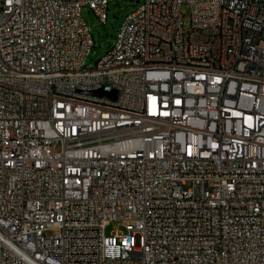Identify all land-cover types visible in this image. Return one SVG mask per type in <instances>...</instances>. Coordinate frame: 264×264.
Returning <instances> with one entry per match:
<instances>
[{
    "label": "built area",
    "instance_id": "2783aa9c",
    "mask_svg": "<svg viewBox=\"0 0 264 264\" xmlns=\"http://www.w3.org/2000/svg\"><path fill=\"white\" fill-rule=\"evenodd\" d=\"M108 1L0 0V264H264V0H136L87 67Z\"/></svg>",
    "mask_w": 264,
    "mask_h": 264
},
{
    "label": "rangeland",
    "instance_id": "374dc122",
    "mask_svg": "<svg viewBox=\"0 0 264 264\" xmlns=\"http://www.w3.org/2000/svg\"><path fill=\"white\" fill-rule=\"evenodd\" d=\"M136 5V0H109L107 18L104 23L88 7L82 8V16L89 26L94 42V46L86 58L87 67H93L96 60L111 47L125 15L132 11ZM181 11L184 14V23L187 25L189 21L187 6H182ZM118 223V221L110 222L106 226V233L114 230ZM119 229L123 230V227L119 225Z\"/></svg>",
    "mask_w": 264,
    "mask_h": 264
},
{
    "label": "water",
    "instance_id": "95a60500",
    "mask_svg": "<svg viewBox=\"0 0 264 264\" xmlns=\"http://www.w3.org/2000/svg\"><path fill=\"white\" fill-rule=\"evenodd\" d=\"M115 93V92H114ZM113 96H114V94H113Z\"/></svg>",
    "mask_w": 264,
    "mask_h": 264
}]
</instances>
